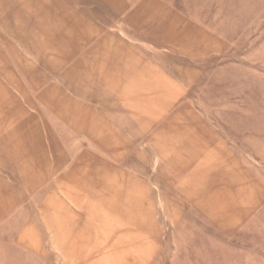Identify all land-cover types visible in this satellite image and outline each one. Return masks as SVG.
Returning a JSON list of instances; mask_svg holds the SVG:
<instances>
[{"label": "crops", "instance_id": "1", "mask_svg": "<svg viewBox=\"0 0 264 264\" xmlns=\"http://www.w3.org/2000/svg\"><path fill=\"white\" fill-rule=\"evenodd\" d=\"M226 47L218 32L168 0H0V164L16 168L32 155L40 181L28 187L9 171L0 174L10 197L0 209V242L8 244L0 263L26 264L31 251L75 259L105 244L113 246L103 249L115 253L107 256L115 264H126L133 251L144 264L163 240L156 225L153 233L156 216L163 235L162 220L174 231L190 212L222 227L252 219L264 206V187L187 97ZM32 81L37 90L30 93ZM163 130L171 134L168 146L178 148L175 165L155 145ZM118 143L124 149L116 153ZM87 159L146 182L151 212L141 197L135 205L129 199L128 211L116 208L123 200L108 194L115 192L110 182L109 192L99 193L106 208L91 197L88 208L79 207L81 194L69 192L75 207L62 181ZM86 211L88 224L76 220ZM229 211L233 223L226 224L222 213ZM48 217L55 218L53 231ZM95 220L113 237L96 231Z\"/></svg>", "mask_w": 264, "mask_h": 264}, {"label": "rangeland", "instance_id": "2", "mask_svg": "<svg viewBox=\"0 0 264 264\" xmlns=\"http://www.w3.org/2000/svg\"><path fill=\"white\" fill-rule=\"evenodd\" d=\"M168 1L190 18L206 24L224 38L227 44L224 52L214 57L216 60L213 65L204 71L197 84L187 92V97L234 147L239 157L254 175L256 183L264 187V0ZM197 47L198 45L194 48ZM36 84L33 81L26 82L30 93L37 90ZM161 86L162 84H160ZM166 131L158 132L154 142L160 154L173 164L178 148L173 149L168 146L166 140L169 137L166 135L170 133ZM121 149L124 148L120 143L114 147L116 153H119ZM40 159L44 162L45 156L42 152H40ZM24 160L26 162L16 164V168H7L0 164L3 169V171L0 169V174L9 171L12 176H17V179H20L26 186L32 187L40 182L35 177L39 173L34 167V163H37L38 159L27 155ZM88 161H81L79 169L67 177L68 179L62 181L64 191L75 207L77 205L72 201L69 192L73 193L75 197L78 195L77 192L81 194L82 204L79 207L88 208L87 204L92 203L90 197L95 200L98 206H107L106 199L99 193L102 191L107 194L109 191L105 186L110 182L114 185L115 192L111 191L108 194H112L116 202L123 200L114 204L116 208L128 211L131 209L130 200L133 203L134 200L137 201V198L141 197L143 211L148 214L151 212L153 207L150 206V203H145V200L150 198V187L146 182L133 176L122 178V172L111 164L106 163L105 167L98 168L96 164H90L91 161ZM80 169H83V172H80ZM42 170L45 171V166L42 167ZM0 179L3 178L0 176ZM141 186L144 190L139 188ZM93 191L95 193L92 196ZM51 195L47 198L46 203ZM86 195L89 197L86 198ZM9 201L10 197L6 194V188L0 182L1 211L7 209L10 205ZM132 207L134 208L133 204ZM86 212V219L75 216L74 213L76 220L89 222L88 220L92 219L91 214ZM93 212L95 218L103 215V211L101 213ZM145 212L144 214H146ZM154 214L157 215V212ZM230 214L233 215L235 212L222 213L224 223L233 221V216ZM157 218L156 216L153 223L150 222L153 224L154 236L157 232L159 242L161 239L163 240L161 244L159 243L160 245L158 244L159 246L157 245L158 253L155 255V251L152 252L151 258L144 261V264H264V206L254 214L252 219L224 227L217 224L215 226L213 221L205 219L197 212L188 213V218L174 231L167 229L166 221L162 220L164 235L161 221ZM170 218H172L171 213ZM54 219L49 217L47 219V225L52 231L54 230ZM95 223L96 231L100 230L104 235L107 233L108 236L113 237L115 232L113 229L110 230L106 225L102 226L96 220ZM154 225L158 227L156 232ZM30 232L31 230H26V235ZM129 237L126 238L130 239ZM27 239L26 237V241L29 242ZM7 245L4 237V240L0 242V261L7 260L6 248L3 249V246L7 247ZM81 245L86 246V244ZM103 247L109 251L113 246L104 244ZM103 247H100L99 253L94 252L90 255L82 253L83 257L59 259L60 262L50 258H39L37 253L31 251L26 254V264H115V259L107 257L115 256V253H106ZM136 253L138 252L133 251L132 259L123 260V263L142 264L144 259L136 258ZM73 254L82 255L77 249ZM0 264L5 263L1 262Z\"/></svg>", "mask_w": 264, "mask_h": 264}]
</instances>
